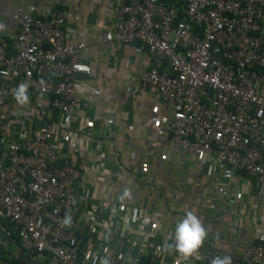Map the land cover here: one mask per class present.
<instances>
[{
  "label": "built area",
  "instance_id": "2783aa9c",
  "mask_svg": "<svg viewBox=\"0 0 264 264\" xmlns=\"http://www.w3.org/2000/svg\"><path fill=\"white\" fill-rule=\"evenodd\" d=\"M110 1L102 42L133 44L151 58L137 86L153 90L163 107L171 155L190 157L207 176L217 172L221 200L209 210L234 220L246 205L254 218L264 210V0ZM69 15L59 0L24 4L11 14L14 29L0 34V110H9L15 78L47 99L37 127L21 121L0 155V231L8 236L11 228L26 254L56 264H98L104 256L112 264H175L163 236L151 238L154 208L108 194L83 203L79 194L90 185L62 139L77 136L70 135L80 104L75 77L89 67L75 58L84 44L72 41ZM103 131L94 146L86 141L89 149L110 139V122ZM66 215L71 226L62 224ZM199 255L191 264L222 254L213 247ZM233 264H264L263 234L240 246Z\"/></svg>",
  "mask_w": 264,
  "mask_h": 264
},
{
  "label": "crops",
  "instance_id": "0c3cea01",
  "mask_svg": "<svg viewBox=\"0 0 264 264\" xmlns=\"http://www.w3.org/2000/svg\"><path fill=\"white\" fill-rule=\"evenodd\" d=\"M39 1L0 0V22L8 28L0 34L14 29L10 17L18 7ZM59 1L70 12L67 27L76 33L72 41L84 44L75 58L89 67V75L77 74L75 77L80 104L70 135L77 136L67 142L62 139L64 151L66 148L72 150L71 162L83 167L90 185L79 191L84 196L83 203L108 194L110 199L129 203L131 207L154 208L160 217L151 231V238L156 240L157 234L163 236L164 245L172 242L170 237L176 223L188 211H193L202 220L209 233L201 251L208 253L218 247L222 255H231L234 259L243 244L255 243L262 234L264 240L262 207L251 218L248 206L241 205L234 220H230L222 209L209 210L210 203L217 204L221 200L215 190L219 180L217 172L207 170V176L190 157L171 155L166 144L168 132L163 107L153 90L140 91L137 86L138 75L151 66V58L133 44L102 42V34L110 30L111 1ZM19 84L18 78L10 84L9 110H0V155L12 138L13 129L21 121L36 128L46 107L47 99L34 94H28L29 103L19 107L13 99V89ZM46 116L58 120V116L48 110ZM107 122H110L112 136L102 146L98 143L89 149L86 141H92L94 146L101 140ZM249 184L251 192L255 193L254 185ZM126 191L128 195H125ZM231 240L236 246L230 244ZM0 251L11 254L1 256V260L13 258L20 264L15 247L1 234ZM30 258L42 264H56L43 256ZM186 262L191 264L192 258Z\"/></svg>",
  "mask_w": 264,
  "mask_h": 264
},
{
  "label": "clouds",
  "instance_id": "9594fccd",
  "mask_svg": "<svg viewBox=\"0 0 264 264\" xmlns=\"http://www.w3.org/2000/svg\"><path fill=\"white\" fill-rule=\"evenodd\" d=\"M8 28L0 22V32H7ZM13 99L19 107H24L29 103V96L25 84H19L13 89ZM125 195H128L127 191ZM64 226H71V215H66L62 220ZM208 231L202 220L193 212L188 211L184 217L175 225L174 234L170 237L171 243L165 244L163 251L176 255L175 264H182L190 258L199 255V250L203 246ZM98 264H112L110 257H98ZM211 264H233L231 255H216L211 260Z\"/></svg>",
  "mask_w": 264,
  "mask_h": 264
},
{
  "label": "water",
  "instance_id": "95a60500",
  "mask_svg": "<svg viewBox=\"0 0 264 264\" xmlns=\"http://www.w3.org/2000/svg\"><path fill=\"white\" fill-rule=\"evenodd\" d=\"M0 234H1L3 237H5L9 242H11L12 245L15 247V250H16V251H15V256L18 258L20 264H42V263H40L39 261H36V260L31 259V258L29 257V255L26 254V253L22 250V248L20 247V245L14 241L13 238L8 237L7 235H5V234H3V233H1V232H0ZM5 254H6L7 256H10V255H11L10 253H5V252L0 251V257H1V256H4Z\"/></svg>",
  "mask_w": 264,
  "mask_h": 264
},
{
  "label": "trees",
  "instance_id": "16d2710c",
  "mask_svg": "<svg viewBox=\"0 0 264 264\" xmlns=\"http://www.w3.org/2000/svg\"><path fill=\"white\" fill-rule=\"evenodd\" d=\"M8 231V236L9 237H11V238H13L14 239V241L16 242V243H18V238H17V235H16V233H15V231H13L11 228H9V229H7ZM29 255V257H33V256H35L34 254H28ZM0 264H16V259H10L9 261H4V260H1V258H0Z\"/></svg>",
  "mask_w": 264,
  "mask_h": 264
},
{
  "label": "rangeland",
  "instance_id": "374dc122",
  "mask_svg": "<svg viewBox=\"0 0 264 264\" xmlns=\"http://www.w3.org/2000/svg\"><path fill=\"white\" fill-rule=\"evenodd\" d=\"M18 259V258H17ZM19 261V260H18Z\"/></svg>",
  "mask_w": 264,
  "mask_h": 264
}]
</instances>
